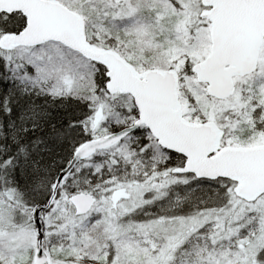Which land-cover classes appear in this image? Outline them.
Here are the masks:
<instances>
[{
    "label": "snow or ice",
    "instance_id": "6c2138e0",
    "mask_svg": "<svg viewBox=\"0 0 264 264\" xmlns=\"http://www.w3.org/2000/svg\"><path fill=\"white\" fill-rule=\"evenodd\" d=\"M0 264H264V0H0Z\"/></svg>",
    "mask_w": 264,
    "mask_h": 264
}]
</instances>
